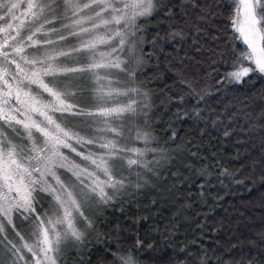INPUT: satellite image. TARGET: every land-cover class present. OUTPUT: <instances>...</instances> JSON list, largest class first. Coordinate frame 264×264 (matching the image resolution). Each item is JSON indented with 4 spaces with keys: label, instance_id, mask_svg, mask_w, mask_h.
<instances>
[{
    "label": "snow or ice",
    "instance_id": "snow-or-ice-1",
    "mask_svg": "<svg viewBox=\"0 0 264 264\" xmlns=\"http://www.w3.org/2000/svg\"><path fill=\"white\" fill-rule=\"evenodd\" d=\"M0 264H264V0H0Z\"/></svg>",
    "mask_w": 264,
    "mask_h": 264
},
{
    "label": "trees",
    "instance_id": "trees-1",
    "mask_svg": "<svg viewBox=\"0 0 264 264\" xmlns=\"http://www.w3.org/2000/svg\"><path fill=\"white\" fill-rule=\"evenodd\" d=\"M226 102V101H225ZM136 146H142L140 144H137ZM259 191L254 192L249 196V194L242 188H236L233 186L231 190H224L221 192V195L224 197L225 206H228L229 204L235 205L236 208L243 211L242 205L248 200V199H256L259 196ZM202 213L209 212L208 207L200 208L198 209ZM223 214V209L217 207L215 215L213 217L212 213H209L210 219L209 223L213 222V219L219 220L220 216ZM117 216H119V212L116 213ZM120 219L122 222L127 223V221H124L123 216H120ZM151 221L148 223H145L140 228V234L141 236H144L146 231L151 225ZM259 227V220L250 221L249 219H246L245 217H239L238 214H234L232 218V227L229 230V232H219L214 233L211 230H206L207 235L202 237L203 243L206 245H212L215 241L219 240L221 242L229 239L230 237L232 239L235 238H241L244 239L246 237H249L252 234V231H254L255 228ZM195 224L192 225H183L181 227V235L180 238L183 239L186 235L189 240L193 238V233L195 232ZM234 230V231H233ZM196 235L199 236V233L197 232ZM148 239H157L155 235H151L146 237Z\"/></svg>",
    "mask_w": 264,
    "mask_h": 264
}]
</instances>
